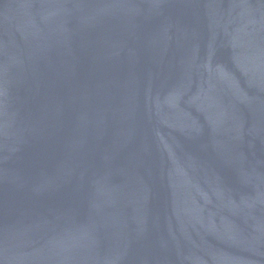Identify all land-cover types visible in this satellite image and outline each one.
<instances>
[{
    "label": "water",
    "instance_id": "water-1",
    "mask_svg": "<svg viewBox=\"0 0 264 264\" xmlns=\"http://www.w3.org/2000/svg\"><path fill=\"white\" fill-rule=\"evenodd\" d=\"M0 264H264V0H0Z\"/></svg>",
    "mask_w": 264,
    "mask_h": 264
}]
</instances>
